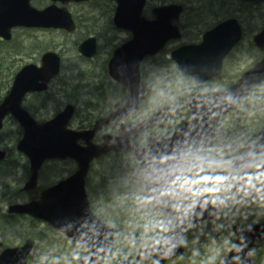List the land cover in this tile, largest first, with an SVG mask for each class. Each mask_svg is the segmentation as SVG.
<instances>
[{
    "label": "water",
    "instance_id": "obj_1",
    "mask_svg": "<svg viewBox=\"0 0 264 264\" xmlns=\"http://www.w3.org/2000/svg\"><path fill=\"white\" fill-rule=\"evenodd\" d=\"M19 11L13 19L14 25L37 26L47 21L49 11L39 12L30 7V0H19ZM119 9L116 23L119 27L133 29L134 40L119 48L110 62V74L124 84L129 90V101L108 117L96 122L94 129L74 131L68 128L74 108L68 106L65 111L52 120L39 124L22 108V101L29 92L43 90L46 82L58 71L59 61L55 55L45 57L44 68L25 67L16 77L11 91L0 103V130L8 114H12L24 128V136L17 145L19 151L30 160L31 178L23 190L30 191L38 187L39 170L47 159L71 158L78 164V170L70 177L60 181L44 191L39 200L10 207V212L27 214L31 217L49 222L55 229L65 233L80 244L89 253L75 264H96L104 259L114 243L115 233L112 226L102 222L94 215L86 192L85 179L90 170V163L95 158L110 151H134L140 164L146 169L160 170L167 167L161 164L162 158L176 156L191 149L200 150L205 143L216 138L214 122L222 114L232 111L250 92L264 82V29L255 37L257 46L263 52V59L230 87L209 97L191 98L192 115L177 135L167 138L151 139L146 146L136 142L138 135L149 130L161 118L164 112L143 120L122 125L117 144L105 143L94 145L91 141L100 128L115 119L129 116L135 109H140V64L146 55L159 52L171 39L181 37L180 30L172 23L179 19L182 8L169 6L155 11L157 19L147 22L139 15L144 0H118ZM131 4L133 6H131ZM136 9H135V6ZM133 8V9H130ZM2 13V9L0 8ZM132 17V23L129 21ZM2 19L0 15V20ZM0 23V34L9 37ZM2 28V29H1ZM10 28V27H9ZM242 30L236 19L221 23L207 32L200 45L183 46L174 51L173 59L180 71L194 78L197 89L206 81L222 73V64L232 48L241 40ZM92 55V54H88ZM83 140L87 146L82 147L78 141ZM0 151V160L4 158ZM264 161V125L257 139L246 147L237 157L236 168L241 178L236 188L245 185L243 177L253 169L247 165H258ZM169 163H174L169 161ZM148 195L158 187L150 180L146 183ZM208 201V203H205ZM190 203V201L186 202ZM203 204V207L201 205ZM218 210L211 203L208 195L200 197L196 206L186 217L175 220L168 238L155 246L138 252L139 257L151 256L154 264H165L171 257L182 254L180 240L184 229L192 223L215 219ZM169 216L174 214L168 213ZM237 241L221 264H254V248L264 238V225L249 229L237 227ZM3 246L0 240V248ZM32 244L7 248L0 255V264H28L27 257L32 251ZM118 264H130L118 262Z\"/></svg>",
    "mask_w": 264,
    "mask_h": 264
},
{
    "label": "rangeland",
    "instance_id": "obj_2",
    "mask_svg": "<svg viewBox=\"0 0 264 264\" xmlns=\"http://www.w3.org/2000/svg\"><path fill=\"white\" fill-rule=\"evenodd\" d=\"M170 1L175 0H152L151 3L152 5H159L162 2L168 3ZM201 2L203 3L205 0H201ZM103 7L105 9L108 6L104 5ZM107 10H101V17H105L104 21L109 19ZM231 16L245 20L244 25L247 35L238 49L228 59L225 76L203 87L202 93L207 95L226 84L232 83L233 79L251 67L260 58L259 52L254 49L253 37L257 30L264 26V5L255 8H245L235 2H215L211 3V5L206 3L202 6L188 7L181 21L183 39L172 47L170 46L168 50L153 61L155 65L160 64L162 72L159 70V76L161 82H164L165 85L163 88L153 87V82L156 81L153 79V75L149 81L146 80L148 96L145 97V106L141 114L137 116V119L144 118L161 108L169 107L170 111L154 131L170 136L182 126L190 115L186 100L193 95L194 86L190 79L177 72L175 64L167 62L170 60L171 49L191 41L200 42L203 33L212 25ZM107 24L108 22H103L101 27L106 28ZM122 36L123 34H120L118 38H124ZM73 37L72 35L60 33L47 35L21 33V40L16 46L0 48V99L6 94L12 78L11 74L5 75L7 72H4L3 68H7L13 59L18 60V57H20L22 65L31 61L35 62L39 59L40 52L45 51L44 49H61L64 45L62 49L66 48L64 55L65 64L69 71L68 77L73 78L70 90L64 91L65 89H61V85L57 83L54 87L60 97H54L52 102L44 103V106L41 104V113L38 116L49 117L54 115L57 112L55 110L57 104L62 102L64 106L69 101L78 108V115H76L72 124L74 127H80L92 123L100 115L109 112L118 105L124 97V89L119 86L114 87L113 85L105 84L108 90L105 93L98 92V88L102 86V83L111 80L109 76H106L105 69L112 48L110 50L109 46L104 47L103 44L102 50L104 53L99 58L77 60L75 57L76 52L73 49L75 47ZM36 40H39L40 43H35L38 46L32 49L34 53L29 51V56L25 55L24 51H21L24 43L31 44L32 41ZM12 45L15 44L13 43ZM75 80L80 82L79 88L81 91H76L78 85L75 84ZM109 87H112L113 90L109 89ZM263 123L264 85L249 96L234 112L218 121L216 130L222 140L221 143L203 150L201 154H207L211 149L210 155L213 159L230 162L231 171H234L233 161L235 155L256 136ZM13 131L12 122H9L0 134V140H8L9 149L13 148L14 150L12 144L17 140V137L13 135ZM13 150H9V160L4 165H1L2 168H0V227L3 229L4 234L2 236L0 233V237L4 238L8 244L13 241V244H18L22 233L26 232L20 225L8 224L4 221L5 217L8 216L6 213L9 207L15 203L26 202L38 196L41 190L44 189L42 185L40 191L35 193L21 191L28 179V176H26L28 161L26 158L16 155ZM53 166L55 165H48L47 169L55 176L53 177L54 179L64 176L62 170H58L59 166H56L57 168ZM74 168L76 167L73 164L69 165V167L67 166L68 174L74 171ZM150 175L151 172H146L140 168L134 159L126 157L123 160L116 159L113 161L112 158H107L96 162L87 178V192L93 200L94 211L104 221L113 225L117 231V245L114 249L113 258L131 260L139 248L152 245L158 239L167 235V232H148L146 234L142 226L143 221L140 219L145 212L151 209L150 205L142 206L140 203L142 199L146 198L142 184L146 177ZM49 180L50 174L46 173L43 178L45 185L47 184L45 181ZM219 196L221 199L229 198L224 205H217L223 207V218H220L217 222L202 223L190 230L185 241L187 249L185 256L168 264H219L224 259L234 243V235L230 232V224H228V220L232 217L228 215L233 214L236 210L237 198L233 187L230 191L221 193ZM257 212L255 217H258L260 213L261 217L264 216V202L261 203ZM29 224L33 225L32 223ZM35 227L42 228L43 226L37 224ZM42 238L44 239L43 244L40 243L33 252L31 261L34 264L47 262L43 259V254L50 253V249L51 252L56 253L55 258H62L61 254H64L62 250L64 248L63 244H65L64 246H71V244L66 245L67 242L61 235L60 237L57 236L56 239L54 238L56 243H54V247L49 245L53 239L49 233L47 236L43 234ZM55 247L58 248V253L55 251ZM133 264H151V262H133Z\"/></svg>",
    "mask_w": 264,
    "mask_h": 264
},
{
    "label": "flooded vegetation",
    "instance_id": "obj_3",
    "mask_svg": "<svg viewBox=\"0 0 264 264\" xmlns=\"http://www.w3.org/2000/svg\"><path fill=\"white\" fill-rule=\"evenodd\" d=\"M12 1L15 0H5V5L10 4ZM152 0H146V2L143 5V11L141 16L152 20L155 18L154 15V10L159 7V6H163V5H169V4H179L182 5L184 7V13L186 12V9L188 7H192V6H202L206 3H209V5H211V3H238L240 6L242 7H257L260 5H264V2H247L245 0H205V2H201V0H180V1H170L168 3L166 2H162L159 5L153 4L151 3ZM31 5L40 11L46 10L47 8H53L50 18L48 17V20L52 23V24H61L62 27L59 28H55V27H33V28H26V27H12L10 28L9 33L11 35V39H5L4 36H0V48H11L16 46L19 42H20V37H21V33H26V34H30V35H38V34H64V35H72L73 37V41L75 42V47L73 49L77 50L78 52V48L81 44L86 43V46L84 47L85 51H88L90 49H94L97 51V57L99 58V56H101L104 51L102 50L103 47L102 45L104 44V47H110V50L112 48V51H110L109 53V57L112 55V53L114 52V50L120 46L121 44H123L126 41H129L130 39L133 38V32L131 30H122L119 29L115 23V16L117 13V9H118V2L116 0H83V1H69V0H58V1H53V0H31ZM104 5H107L108 7L104 9ZM192 5V6H191ZM108 9V13H109V19H107V21L105 20V17H101V10H106ZM71 15V19L73 21L74 26L72 27V31H69L68 28H64L63 26H65V24L69 23V16ZM130 23H132V20H129ZM103 22H108V26H105L106 28H102L101 24H103ZM221 22V21H220ZM218 22V23H220ZM243 22V20H242ZM8 23V22H7ZM218 23H215L214 25H212L208 30L212 29L214 26H216ZM243 25V31H244V35L243 38L246 37V29H245V25L244 23H242ZM179 26L182 30V26L179 23ZM207 30V31H208ZM206 32V31H205ZM204 32V33H205ZM203 33V34H204ZM123 34L122 37L124 38H118V35ZM203 36V35H202ZM200 41V40H199ZM201 41H202V37H201ZM200 41V42H201ZM36 42H39V40L36 41H32L31 44H27L24 43V47L21 51H24L25 55L29 56V51L34 53V51H32V49L35 46H38V44H35ZM198 42V43H200ZM15 45H12V44ZM40 43V42H39ZM191 44H198L195 43L194 41L189 42ZM12 45V46H11ZM174 44H172L173 46ZM64 47V45H63ZM62 47V48H63ZM87 47H90V49H87ZM54 49V48H47L44 49L45 51L40 52V56L39 59L25 64H21L20 61V57H18V60L13 59L11 63H9L7 68H3L4 72L6 74H11L13 75V77L18 74L20 72V70L27 64H35L40 66L42 64V58L43 55L46 54L49 51H54L56 53H58L61 57H62V70L61 73L55 77L52 82L49 85V89L46 92H39V93H32V94H28V96L24 99V107L25 109H27L32 116L36 117L38 120L41 121H47L49 120L52 116L60 113L63 109V103L61 102L60 104H57L56 109L57 112L54 113V115H50L49 117H39L38 115L41 113V104L44 106V103H49L52 102L54 97H60V95L57 94V92L55 91V85L58 83V85H61V89H65L68 86V81H69V71L66 67L65 64V55H64V51H66L64 48L63 49ZM27 51V52H26ZM79 55V53H78ZM80 59H84V60H88L86 58L81 57L80 55L78 56V60ZM157 58V56L154 57H148L143 61L142 64V68L143 71L142 73H144V71L146 72H150L153 71L156 67L155 63L153 62L155 59ZM153 62V63H152ZM157 64V63H156ZM65 77V79H64ZM14 79V78H13ZM114 87H121V85H113ZM109 89H112V87H109ZM123 89V88H122ZM108 90L107 86L104 85V87L102 89H100L101 92L105 93ZM127 99V92L124 90V97L122 99V101L120 103L125 102ZM52 107V106H51ZM111 112V111H110ZM110 112H107L103 115H100L99 118L101 116H105L107 114H109ZM6 121L8 122H14V119L12 117H8L6 119ZM92 125V124H91ZM90 125V126H91ZM120 122H113L110 123L106 126H104L94 137L93 142L95 144H102L105 142L106 136L109 135L110 136H114L119 134L120 131ZM85 127L87 129L92 128V126L90 127ZM156 135H161L164 136L162 133H154V132H149L144 134L143 136H141L139 138V141L142 143H146L148 141V138L150 136H156ZM255 138V137H254ZM253 138V139H254ZM221 138L218 136L217 134V139L215 141H212L210 143L207 144V146L205 147V149L210 148L212 146H215V144L217 143H221ZM252 141V140H251ZM250 142V141H249ZM0 148L6 150L7 155H6V160L3 162H0V166L4 165L5 162H7L9 160V156H10V151L8 150V146L6 142H0ZM115 155H120V156H126L128 155L127 153H111L108 156L102 157L103 158H107L110 156H115ZM236 158V157H235ZM234 158V161H235ZM234 161H233V172H236L235 170V166H234ZM4 167V166H3ZM259 173H264V167L260 168L258 171L257 169H254L253 171H251L249 173V176H254L257 175ZM52 185V184H51ZM50 185V186H51ZM236 193V198H237V203H236V210L234 211L233 214L228 215L232 218H230L228 220V224H230V232L234 235V240L236 239V235L233 232V227L235 226H243V227H252L255 225H261L264 223V216L261 217V213L258 214V217L256 214L257 209L260 207L261 203L264 202L261 200V196H264V187L261 186V183L259 182H254L252 184V187L249 188L247 185V189H245L244 191H238L234 188ZM38 191V190H36ZM35 191V192H36ZM145 191V189H144ZM42 192V191H41ZM41 194V193H40ZM39 194V196H40ZM146 195V192H145ZM147 197V195H146ZM221 209L222 215L220 218H223V207L218 206ZM220 218L218 220H220ZM218 220L215 221H206V222H202L203 224H208L210 222H217ZM202 223H198L195 224L193 226H191L185 233V237H184V242L188 237V233L190 232V229H193L195 226L200 225ZM47 229L51 232H56L50 225H46ZM57 233V232H56ZM73 242V241H72ZM75 243V242H73ZM49 244H53L52 241H50ZM77 250L80 254V257L78 259H80L81 257H83L84 255H86L87 250L79 245L76 244ZM177 260V259H176ZM176 260H172L169 262H173ZM53 261V259L51 260ZM101 262H117L115 259H105ZM129 262H154L153 259L151 258H146V259H138L136 256L129 260ZM104 264V263H101ZM254 264H264V241H261L258 246L256 247L255 250V262Z\"/></svg>",
    "mask_w": 264,
    "mask_h": 264
},
{
    "label": "clouds",
    "instance_id": "obj_4",
    "mask_svg": "<svg viewBox=\"0 0 264 264\" xmlns=\"http://www.w3.org/2000/svg\"><path fill=\"white\" fill-rule=\"evenodd\" d=\"M201 152L199 149L196 152L188 149L182 152L179 158L176 156L162 158L160 163L168 166L160 170L153 169L151 175L146 177L158 186L140 202L142 206H151V209L140 217L146 234L171 231L174 221L180 220L182 216L186 217L202 196L213 197L211 200L213 205H224L229 199L228 197L221 199L219 194L230 191L241 178L238 173L231 171L230 162L213 159L210 155L211 149L207 154ZM246 167L258 171L264 167V163ZM243 180L249 188L254 182H259L264 187V173L245 176ZM260 198L264 201V196ZM188 201L190 203H186ZM169 212L174 215L169 216Z\"/></svg>",
    "mask_w": 264,
    "mask_h": 264
},
{
    "label": "trees",
    "instance_id": "obj_5",
    "mask_svg": "<svg viewBox=\"0 0 264 264\" xmlns=\"http://www.w3.org/2000/svg\"><path fill=\"white\" fill-rule=\"evenodd\" d=\"M4 221H6L8 224H14V225L17 224V225H20L21 228H26L28 231L24 232L25 233V236H24L25 241H31V240L37 238L36 235L35 236L33 235V228H35V227L33 225L27 223L28 221H30V219H27V218H24L21 216H10V217L7 216V217H5ZM32 223H33V221H32ZM0 233L2 235H4L2 228H0ZM69 263H71V262H55V263L49 262L48 264H69Z\"/></svg>",
    "mask_w": 264,
    "mask_h": 264
}]
</instances>
